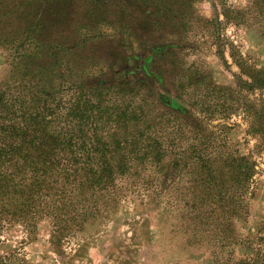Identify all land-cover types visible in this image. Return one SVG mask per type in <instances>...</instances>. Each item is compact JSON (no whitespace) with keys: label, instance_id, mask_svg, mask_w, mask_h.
I'll return each instance as SVG.
<instances>
[{"label":"rangeland","instance_id":"1","mask_svg":"<svg viewBox=\"0 0 264 264\" xmlns=\"http://www.w3.org/2000/svg\"><path fill=\"white\" fill-rule=\"evenodd\" d=\"M42 88L121 173L35 229L0 212V264H264V0H0V90Z\"/></svg>","mask_w":264,"mask_h":264},{"label":"trees","instance_id":"2","mask_svg":"<svg viewBox=\"0 0 264 264\" xmlns=\"http://www.w3.org/2000/svg\"><path fill=\"white\" fill-rule=\"evenodd\" d=\"M35 95L34 101H43L42 109L36 103L37 107L21 109L0 90V198L9 202L1 205L0 212L13 219L17 216L31 229L36 228L41 214L50 212V206L65 208L80 202L87 191L107 189L113 176L121 173L113 165L84 164L85 154H90L84 137L58 128L56 107L48 104L50 90L37 89ZM260 122L264 130V119ZM239 161V173L248 178L251 165L245 157ZM53 228L56 233L61 231L58 223Z\"/></svg>","mask_w":264,"mask_h":264}]
</instances>
